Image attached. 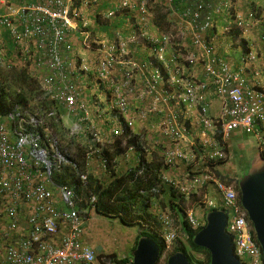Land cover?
<instances>
[{"label": "built area", "instance_id": "1", "mask_svg": "<svg viewBox=\"0 0 264 264\" xmlns=\"http://www.w3.org/2000/svg\"><path fill=\"white\" fill-rule=\"evenodd\" d=\"M109 1V7L91 18L88 11H97L101 0H0V68L38 72L44 96L54 101L67 118L75 119L66 122L70 135L88 132L101 146L110 137L121 135L125 127L145 140L147 133L168 138L174 145L165 152L169 167L187 159L180 146L195 125L202 128L199 149L203 162L228 158L215 140L219 129L225 141L237 131L259 134L258 126L264 122V86L250 88L243 70L235 71L217 58L213 45L205 38L214 27L215 14L226 13L228 24L222 31L231 34L234 28L244 32L255 23L253 12L249 22L233 13L228 0L216 6L207 0H183L189 5L182 19L195 30V44L203 48L205 56L208 81L198 82L184 79L181 74L177 55L184 53L179 46L174 48L175 54L168 55L167 46L172 41L169 30L158 36L148 31L156 7L154 0ZM125 17L128 36L120 30L113 31L112 36L94 31L95 23L108 25ZM141 41L147 42L152 51L144 62L131 50ZM256 59L253 52L243 56L246 65ZM197 60L186 57L189 65ZM142 70L151 71L154 82L148 90L146 87L145 94L154 95L157 85H164L160 95L169 112L163 117L157 115L163 112L157 102L143 109L133 107L131 97L137 92L134 79ZM170 72L184 80L181 93L167 90L165 74ZM210 87L221 100L217 118L209 114L206 91ZM139 98L144 100L146 96ZM174 100L182 107H174ZM193 108L198 113L195 125L191 122ZM172 109L175 111L170 113ZM137 117L149 122L148 127L135 130ZM106 125L110 134L103 130ZM42 126V120L27 116L20 108L0 116V264H97L95 250L84 242L86 220L76 208L74 191L53 180L54 173L70 161L60 150L54 132ZM192 159L196 160L194 155ZM102 166L105 169V161ZM81 179L86 181L87 175L81 174ZM163 181L191 200L214 186L228 215L226 229L235 244L236 256L243 264H264L261 246L235 184H227L206 170L189 173L184 180L164 177ZM55 191L60 197L56 198ZM203 203L209 209L216 207L207 194ZM187 214L193 227H198L193 208L188 207ZM160 218L166 242L160 264H166L173 254L178 229L166 215Z\"/></svg>", "mask_w": 264, "mask_h": 264}, {"label": "trees", "instance_id": "2", "mask_svg": "<svg viewBox=\"0 0 264 264\" xmlns=\"http://www.w3.org/2000/svg\"><path fill=\"white\" fill-rule=\"evenodd\" d=\"M228 1L234 3L233 0ZM263 11V8L254 6L255 20L264 24ZM153 12L158 28L161 31H167V12L164 6L157 4ZM262 26V31H264V25ZM101 30L109 32L111 28L103 27ZM235 31L236 35L232 34L233 39L236 36H242L243 32L240 29L234 28L232 33ZM242 44L247 52L246 41L242 40ZM40 79V74L34 70L0 68V116H5L20 108L27 116L33 115L42 120L41 129L47 127L54 132L60 150L68 157L70 164L64 165L61 170L55 172L53 180L57 185L68 186L74 191L77 197L76 208L80 213L89 218L90 212L95 211L101 216L118 219L126 227H138L140 232L132 253L139 239L148 236L160 245L161 256L166 242L163 237L164 224L160 216L166 215L174 221L178 229V235L173 243V253H185L191 264H210V253L196 246L194 237L205 227L208 212L215 209L225 210L223 201L219 200L221 199L219 192L218 196H215L209 190L210 194L212 193L211 198L217 202V205L210 209L199 207L195 213L199 226L193 227L187 214L192 200L163 181L169 169L165 162L167 148L163 144L156 145L157 147L153 149L151 143L142 138V135L139 134V136L127 127L123 129L121 135L110 137L102 146L93 141L88 132L70 135L66 122H71V119L75 122V119L67 118L54 101L44 96ZM51 112H56V114L50 115ZM103 130L106 134H110L108 125L104 126ZM215 140L227 153L228 158L208 159L203 162L200 157H197L200 160L199 163L196 162L198 165L192 164L185 171L193 174L205 170L210 171L221 181L235 184L239 191L238 179L249 169L250 164L242 162L240 176H238L233 165L236 164V159L228 161L229 148L223 139L221 129L217 131ZM130 148L136 155V162H132L133 164L127 160V151ZM262 154L264 156V153ZM121 160L126 162L124 167H128L124 171L116 169L120 166ZM103 161L106 162V167L103 172H99L94 167H103ZM236 166L239 167V164ZM81 174L87 175L86 181H82ZM93 197L95 201H92ZM191 250L202 254L203 259H197L191 254ZM132 253L119 258L116 254L97 255L96 252V262L97 264H129L132 260ZM246 263L245 261L244 264ZM158 264H160V259Z\"/></svg>", "mask_w": 264, "mask_h": 264}, {"label": "crops", "instance_id": "3", "mask_svg": "<svg viewBox=\"0 0 264 264\" xmlns=\"http://www.w3.org/2000/svg\"><path fill=\"white\" fill-rule=\"evenodd\" d=\"M225 0H207L208 4H211L213 6H216L219 3H223ZM231 2L230 6L232 8L233 13L235 15L242 16L245 20L251 22L248 17L250 13L254 12V6L260 7L264 9V0H233ZM161 4L166 7L167 12V26L166 29L169 33V35L172 37V41L168 44L167 50L168 55L175 54L174 48L179 46L181 51H183L184 54L177 55L178 58H180V68L182 71V75L184 76V79H194L198 82H207L208 79L206 77L205 71H204V62H205V56L204 51L201 46H198L195 44V39L197 35L195 34V30L192 29V27L185 22L182 19V13L184 12L185 8L189 5L185 3L183 0H154V4ZM110 1L109 0H101L100 7L97 11L90 10L88 11V15L92 18L93 14L100 13L103 9L109 7ZM264 14V11H263ZM149 25H148V31L152 35H157L163 33L161 31L156 22H155V16H152ZM229 18V17H228ZM127 18H122L121 20L114 21L111 24L108 25H100L99 23H95L94 31L101 34V32H104L103 35L112 36V32L115 30H120L123 32L125 36H128L129 34V25L126 23ZM214 27L212 30H210L206 35L205 38H208L210 43L213 45L215 49V56L217 58H221L225 60L229 66L235 70H243V75L247 80L248 86L250 88L253 87H263L264 86V31H262L261 22H252V25L247 28L242 34V36H239L236 38H232L231 34H224L223 28L228 24L227 15L224 12L223 14L214 15ZM230 22V19H229ZM108 27V29L111 28V30L108 31H102L101 28ZM236 31L233 32V35L235 36ZM242 40H245L247 45L246 48H248L247 52L245 48L243 47ZM131 50L133 52H136V57L139 61H146L147 58L152 53L150 47L148 46L147 42L141 41L137 43L134 46H131ZM253 52L256 54L257 59L256 61H253L249 64H245L243 62V56L247 55L248 53ZM90 56V54L88 55ZM194 56L198 60L195 64L189 65V63L186 62V57ZM174 66V65H173ZM172 67V66H169ZM172 77L175 79L176 83H173L174 80H172ZM152 78V72L151 71H140L134 79V86L137 88V92L131 97V101L134 108L143 109L145 106H154V104L157 102V107L160 109H163V112L161 114L157 113V115L163 117L165 113L169 112V107L165 105L164 98L161 97V89L164 88V85L161 84V82L157 85L158 91L154 93V95H148L145 94L146 87L147 90L149 89V85H154V82L151 80ZM165 79L167 81L166 88L168 91L171 92H178L181 93L184 88V80H181L180 76H177L175 73H167L165 74ZM146 96L144 100H141L139 97ZM158 96V99H157ZM207 100L210 103L209 107V114L213 118H217L220 115V109H221V100L217 95L214 94V91L212 87H210L209 91H206ZM169 100V98H167ZM174 107L178 106L181 108L182 106L177 104V101L174 100ZM166 111V112H165ZM175 109H172L170 111L173 112ZM159 116L153 117L156 121ZM198 119V113L197 109L193 108L192 111V118L191 122L193 125H195V122ZM149 122H145L143 120H140L137 117V122L135 124V130L140 131L142 129H145L148 127ZM201 130L202 128L195 125L187 136L186 140L181 144V148L187 153V159L186 160H178L177 165L169 167V169L166 171L164 177L168 179H174V180H184L187 174L190 172L185 171L187 170V167L192 164H197L196 162H200V160L197 159V157H200L202 159L203 154L199 152V147L202 145L201 141L203 140L201 136ZM259 134L257 135H247L243 133L242 131H237L231 134L230 138L226 139V143L228 144L229 148V159L235 158L239 162V167H241L242 162H246L247 164H250L251 157L253 154H257L260 151L262 152V148L264 146V122L261 123L258 126ZM145 133V132H144ZM146 141H149L152 145V148L154 149L157 147L156 145L163 144L165 148L171 149L174 145L170 143L168 138H165L164 136L160 134H154V133H147ZM208 152V151H207ZM196 157H195V154ZM133 150L127 151V160L130 161V163L136 162V155ZM194 155V158H196L195 161H193L192 156ZM202 161V160H201ZM126 162H123L121 160L120 166L116 169L119 171H124L128 167H124ZM132 163V164H133ZM244 164V163H243ZM131 165V164H130ZM194 167V166H193ZM93 168V167H92ZM99 172H103V167H94ZM241 169V168H240ZM56 198L58 196L60 197L58 191H55ZM220 196V194H219ZM221 197V196H220ZM222 201V198L219 199ZM223 203V202H222ZM155 213V211H154ZM101 216L95 211H91L89 214V218L85 217L86 223L90 221L91 218L95 217V215ZM104 218H108L105 216H102ZM112 219V218H108ZM117 222H119V226H124L118 219H116ZM85 223V227H86ZM139 229V228H138ZM140 232V230H139ZM19 235V233H17ZM84 242L86 245L91 247L93 250H95V246L90 238L86 236V230L84 235ZM134 248V246H133ZM132 246L131 249L133 250ZM106 253V252H105ZM108 253V252H107ZM131 254V253H130ZM128 256L124 255V257Z\"/></svg>", "mask_w": 264, "mask_h": 264}, {"label": "water", "instance_id": "4", "mask_svg": "<svg viewBox=\"0 0 264 264\" xmlns=\"http://www.w3.org/2000/svg\"><path fill=\"white\" fill-rule=\"evenodd\" d=\"M241 205L253 224L264 260V156L253 154L249 169L238 179ZM228 215L223 209L207 213L206 225L194 237V244L210 253V264H243L234 251L233 239L227 232ZM160 245L143 236L132 253L129 264H158ZM166 264H191L185 253H173Z\"/></svg>", "mask_w": 264, "mask_h": 264}, {"label": "rangeland", "instance_id": "5", "mask_svg": "<svg viewBox=\"0 0 264 264\" xmlns=\"http://www.w3.org/2000/svg\"><path fill=\"white\" fill-rule=\"evenodd\" d=\"M248 135V134H247ZM232 159H228V161H232ZM239 162L236 160V164L234 165L235 172L238 176H240V167H237ZM214 193L215 196H218V191L214 186H210L207 189V193L204 189V192L200 191L199 195H196L195 200H192V203L189 205L190 208H193L194 215L199 210V207H205L203 203L204 196L207 194V198L211 199L210 192ZM199 199V200H198ZM217 205V202L214 201ZM206 208V207H205ZM95 215V214H94ZM200 216V213H198ZM116 219H108L102 216H96L91 218L89 222L86 223V236L90 238L95 243V251L97 255L100 254H116L119 258H123L124 255H130L132 253L131 246L135 245L136 238L139 234L138 227H126L119 226ZM106 252V253H105ZM108 252V253H107ZM197 259H203V255L193 250L190 251Z\"/></svg>", "mask_w": 264, "mask_h": 264}]
</instances>
